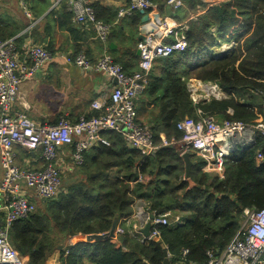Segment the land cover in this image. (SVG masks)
Instances as JSON below:
<instances>
[{
	"label": "trees",
	"instance_id": "1",
	"mask_svg": "<svg viewBox=\"0 0 264 264\" xmlns=\"http://www.w3.org/2000/svg\"><path fill=\"white\" fill-rule=\"evenodd\" d=\"M162 1L167 4L168 0ZM184 2L186 7L181 10L196 15L189 20L185 31L188 47L155 62L142 95L153 106L150 111L149 106L144 107L147 117L140 121L150 126L157 142L162 134L181 138L183 132L178 129V122L186 117L197 119L199 111L215 115L219 120L246 123L257 121L262 114L264 0H226L211 6L202 0ZM92 7L97 17L104 20L97 7ZM60 8L73 21L68 6L62 3ZM225 42L235 45L219 54L217 49ZM193 78L218 84L227 96L195 101L188 87ZM95 115H98L96 110L86 116ZM106 135L110 145L99 147L92 160L97 170L102 171L100 175L92 176L89 172L79 182L63 183L60 194L45 201L44 210L40 208L13 222L12 245L22 256H28L29 264H45L60 247L62 264H164L166 258L168 264H208V251L221 253L237 234L244 210L264 208V138L261 136L252 148L233 154L222 179L204 171L202 158L190 152L196 159L191 172L195 182L192 186L184 180L185 161L175 147L161 148L152 160H144L120 133ZM258 152L262 153V159H258ZM138 160L143 167L135 171ZM146 171L155 178L148 185H138L148 188L144 199L150 203L151 210L187 214L185 223L160 225V239L146 243L126 234L119 238V247L111 239L64 244L69 236L105 233L115 218L130 216L136 197L130 181ZM160 174L166 179L159 181ZM185 249L189 250L186 255Z\"/></svg>",
	"mask_w": 264,
	"mask_h": 264
},
{
	"label": "built area",
	"instance_id": "2",
	"mask_svg": "<svg viewBox=\"0 0 264 264\" xmlns=\"http://www.w3.org/2000/svg\"><path fill=\"white\" fill-rule=\"evenodd\" d=\"M17 1L30 16L28 0ZM221 1L226 0L217 2ZM55 2L57 5L65 3L73 13L75 23L91 26L100 41L107 44L114 23L99 19L88 0ZM167 5L178 10L185 7V2L168 0ZM153 8L151 0H131L127 7L119 9L117 19ZM187 29L188 26L180 23L166 26L160 22L156 31L144 35L137 45L139 69L132 74L126 73L109 53L96 61L83 52L74 56L61 54L67 63L82 71L103 72L116 82L96 91L91 107L98 111V115H83L76 121L63 115L56 123H40L30 118L25 110L18 112L14 109L20 86L51 61L55 53L31 42L24 46L25 54L22 57L15 38H0V161L3 167L0 211L4 215L0 220V264H26L25 257L12 245L10 228L14 221L28 217L37 209L38 204L29 198L28 189L38 199L45 200L54 198L63 190L64 178L59 160L67 147L70 148V168H80L85 164L87 151L96 145L109 146L110 140L106 134L116 132L124 137L130 148L139 151L143 159L156 156L164 147H175L182 156L195 152L204 162V171L213 172L222 179L227 163L235 152L252 148L258 136L264 138V100L260 119L253 123L219 120L215 115L199 111L197 119L186 117L178 122L177 127L183 132L181 138L163 135L159 142L155 140L150 126L138 120L137 101L146 90L155 62L187 49ZM178 30L183 32L174 41H168V37ZM16 146L32 153L39 151L43 166L31 168L20 165ZM257 157L262 159V153L258 152ZM145 180L146 175L139 173L136 179L130 181V185ZM132 208L130 216L118 220L115 237L111 238L119 246V238L126 234L142 243L160 239V225L179 226L188 218L187 214H174L167 209L152 211L150 203L140 197H134ZM149 221L152 227L147 237L143 229ZM188 252L185 249L183 254ZM208 255V264H264V208L245 209L241 227L230 243L221 253L215 255L208 251Z\"/></svg>",
	"mask_w": 264,
	"mask_h": 264
},
{
	"label": "crops",
	"instance_id": "3",
	"mask_svg": "<svg viewBox=\"0 0 264 264\" xmlns=\"http://www.w3.org/2000/svg\"><path fill=\"white\" fill-rule=\"evenodd\" d=\"M55 1L28 0L29 16L17 0H0V37L15 38L22 52V57L25 54L24 46L31 42L43 45L55 53L51 61L47 62L32 78L24 81L20 86L19 97L14 107L15 111L18 112L25 110L30 118L40 123H56L63 115H66L72 121H76L83 115H91L94 112L91 103L97 95L96 91L102 87L111 86L116 82L103 72L82 71L80 68L67 63L60 56L61 54H73L80 51L85 53L91 60L96 61L105 53H109L115 61H118L124 67L127 73H132L139 68L140 56L137 44L140 41L142 28L145 25L148 26L149 31L147 34H152L154 30H150V25L155 22L157 14L160 15L161 22L166 26H172L174 23L188 26L189 20L193 18L192 12L187 9H180L181 11L177 12L171 5L163 3L162 0H157L159 3L156 2L157 4H155L153 2L154 8L152 10L146 11L149 15L148 23L143 21L144 14L141 11H136L132 16L117 19L119 9L127 7L131 0H88L91 5L97 7L104 20L114 21L117 19L114 22L110 39L105 44L100 41L91 26L73 22ZM202 1L205 5L211 6L218 0ZM182 32L183 30L174 32L167 40L174 41L177 35ZM230 43L225 42L222 44L226 48ZM234 45L235 43L232 42L229 49H221L220 52L218 51L219 54L229 51ZM201 83L202 81L197 79H190L188 82L193 99H195L194 92L197 93L199 89L203 88ZM207 88H213L214 90V92L208 93L203 88L208 93V96L210 94H213L216 98L227 96V93L217 84L213 83L212 87ZM142 97L137 101V116L138 120L144 121L147 117V114L144 113V107L149 106V104L144 101V96ZM152 106L148 107L149 111ZM163 135L166 136L162 134L161 138ZM101 146L96 145L86 153L85 163L93 170L92 175H100L102 173L92 164V160ZM69 150L70 148L67 147L60 156L59 164L62 173L64 169L70 168ZM16 152L18 154V162L22 166L28 165L31 168H40L44 164L43 160L40 159L39 151L27 156L26 149L16 146ZM150 159L152 160L153 158ZM190 160L189 177L192 178L191 172L196 164V159L190 154ZM139 161L138 166L136 165L134 168L135 171L140 169L141 162ZM144 175H146L147 180L131 186L132 191L135 192L134 196L142 199H144V191H147L148 188L144 189V186L139 187L138 184L148 185L155 178L149 171L144 172ZM2 177L3 167L0 161V182ZM157 177H159V181L166 179L164 174H160ZM184 180H188L186 161ZM160 183L162 184V182ZM27 194L37 204L46 201L35 197L29 189ZM3 216V212L0 211V220ZM78 235L86 237L82 234ZM83 241H86V238ZM117 246L119 247V245ZM25 259L26 264H29L28 256H25ZM61 260V250L56 249L45 264H62Z\"/></svg>",
	"mask_w": 264,
	"mask_h": 264
},
{
	"label": "water",
	"instance_id": "4",
	"mask_svg": "<svg viewBox=\"0 0 264 264\" xmlns=\"http://www.w3.org/2000/svg\"><path fill=\"white\" fill-rule=\"evenodd\" d=\"M141 13L144 14L143 16V21L145 23H148L149 22V15L146 13L145 10H142ZM160 15L157 14V16L155 17V22L150 25V30H154L156 31L157 28H158V24L161 22L160 20ZM149 31V27L148 26H144L142 28V34L140 35V39H142L144 37V35H146ZM212 84L211 82L207 83L204 85V87H212ZM211 95V94H210ZM216 97V96H214ZM207 98L205 99H202V100H206ZM196 100V99H195ZM185 161H186V164H187V176H188V181L191 183L192 186L195 185L194 181L192 180V178L189 177L190 175V169H191V160H190V153L187 152L183 155ZM153 217V215L151 216ZM118 224V218H115L114 221H113V224H112V227L111 229L107 232V233H104V234H90V235H87L86 236V242H93V241H102V240H107V239H111L113 237H115V229H116V226ZM151 227H152V222L149 221L145 228L143 229V233L148 237L150 236L151 234ZM166 254L168 255V252H166ZM169 263V260L168 258L165 259L164 261V264H168Z\"/></svg>",
	"mask_w": 264,
	"mask_h": 264
},
{
	"label": "rangeland",
	"instance_id": "5",
	"mask_svg": "<svg viewBox=\"0 0 264 264\" xmlns=\"http://www.w3.org/2000/svg\"><path fill=\"white\" fill-rule=\"evenodd\" d=\"M232 43V42H231ZM231 43H230V45H231ZM227 46L226 48H225V45L224 44H222V46L220 47V48H218L217 49V52L219 51L220 52V50L221 49H229V47H231V46ZM232 49V48H231ZM218 52V53H219ZM194 79V78H193ZM198 80V79H197ZM207 83H209V82H203L202 81V83H201V87L203 86L204 87V85L205 84H207ZM214 84H216V83H214ZM218 85V84H217ZM200 88V87H199ZM194 96H195V101H197V102H199V101H201L202 99H205V98H207V97H212L213 96V94H211L210 96H208V93L203 89V88H201V89H199V91L197 92V93H195L194 92ZM69 165H70V162H69ZM93 170H91L90 169V167H88L87 165L86 166H82V167H80V168H73V169H71V168H69V169H64L63 170V178H64V184H66V183H68L69 182V184L72 182V181H75V180H77L78 182L80 181V179H82V178H86L87 177V175L89 174V172H91V173H93L92 172ZM209 174H212V175H215V173H213V172H208ZM99 174H97V175H92V176H98ZM65 186V185H64ZM45 203V202H44ZM44 203H41V204H38L37 205V209L36 210H39L40 208L42 209V210H44ZM86 237H84V236H79V235H76V236H69L68 238H67V240L64 242V244L65 245H70V244H75V243H77V242H80V241H83L84 239H85ZM81 239H83V240H81ZM61 248L62 247H60V248H58L57 250H61ZM62 261V260H61Z\"/></svg>",
	"mask_w": 264,
	"mask_h": 264
},
{
	"label": "bare ground",
	"instance_id": "6",
	"mask_svg": "<svg viewBox=\"0 0 264 264\" xmlns=\"http://www.w3.org/2000/svg\"><path fill=\"white\" fill-rule=\"evenodd\" d=\"M202 87H203V86H202ZM203 88H205V89L208 91V93H212V92H214L213 88H211V89H208L206 86H205V87H203Z\"/></svg>",
	"mask_w": 264,
	"mask_h": 264
}]
</instances>
